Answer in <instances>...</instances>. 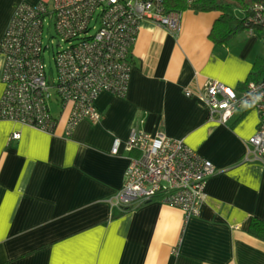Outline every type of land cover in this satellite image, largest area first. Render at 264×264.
<instances>
[{
    "label": "crops",
    "instance_id": "0c3cea01",
    "mask_svg": "<svg viewBox=\"0 0 264 264\" xmlns=\"http://www.w3.org/2000/svg\"><path fill=\"white\" fill-rule=\"evenodd\" d=\"M40 1L0 0V44L17 6ZM219 15L185 9L177 33L143 20L127 93L103 91L101 119L84 118L70 135L69 110L53 111L54 133L0 119V264H264V241L249 232L264 219V155L248 149L259 112L246 106L221 121L204 97L211 78L246 88L264 30L220 44L210 35ZM5 61L0 54V97ZM135 127L183 139L214 162L199 214L158 198L116 204Z\"/></svg>",
    "mask_w": 264,
    "mask_h": 264
},
{
    "label": "built area",
    "instance_id": "2783aa9c",
    "mask_svg": "<svg viewBox=\"0 0 264 264\" xmlns=\"http://www.w3.org/2000/svg\"><path fill=\"white\" fill-rule=\"evenodd\" d=\"M182 13L168 9L167 0H54L53 6L41 0L33 5L19 4L0 44V54L6 58L0 119L54 133L59 119L52 103H57L60 111L69 110L67 135L84 118L100 120V94L125 95L128 91L132 50L142 21L149 19L177 33ZM52 24L56 36L51 39L46 28ZM250 25L264 30V1L254 4ZM48 51L56 64L52 77ZM204 94L211 116L218 115L221 121H228L239 108L257 109L260 125L249 138L248 149L254 157L264 155V78L249 81L240 93L211 78ZM21 136L20 130L12 134L15 139ZM120 144L121 139L116 138L113 153ZM125 147L130 162L125 182L116 194V204L122 210L158 198L182 208L188 216L200 213L207 198V182L218 171L211 159L183 139L137 127Z\"/></svg>",
    "mask_w": 264,
    "mask_h": 264
},
{
    "label": "trees",
    "instance_id": "16d2710c",
    "mask_svg": "<svg viewBox=\"0 0 264 264\" xmlns=\"http://www.w3.org/2000/svg\"><path fill=\"white\" fill-rule=\"evenodd\" d=\"M260 1L264 0H195L191 3L187 0H167V8L182 11L188 8L196 11H220L210 35L216 42L226 45L236 34L247 27H252L250 17L253 13V6ZM236 9H241L244 14L242 16L236 14ZM262 78H264V57L260 56L254 63L247 84L251 80L259 81ZM249 232L264 241V219L254 217L251 220Z\"/></svg>",
    "mask_w": 264,
    "mask_h": 264
},
{
    "label": "rangeland",
    "instance_id": "374dc122",
    "mask_svg": "<svg viewBox=\"0 0 264 264\" xmlns=\"http://www.w3.org/2000/svg\"><path fill=\"white\" fill-rule=\"evenodd\" d=\"M235 12H236V14L241 15V16L244 14L241 9H236ZM252 27H256L257 29H260L256 25H253ZM46 32L50 36L51 39L54 38V36H56V29H55L54 24H52V25H50V27L46 28ZM46 40H49V38L46 37ZM46 56H47V62H48V72H49V75L52 77V76L56 75L55 60L53 59V54L50 51H48L46 53ZM52 110L55 113L58 112L59 106L57 103H52Z\"/></svg>",
    "mask_w": 264,
    "mask_h": 264
}]
</instances>
